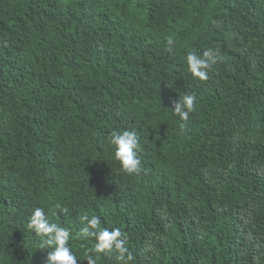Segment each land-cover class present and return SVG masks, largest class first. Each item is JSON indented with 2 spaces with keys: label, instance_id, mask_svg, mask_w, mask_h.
I'll return each instance as SVG.
<instances>
[{
  "label": "trees",
  "instance_id": "trees-1",
  "mask_svg": "<svg viewBox=\"0 0 264 264\" xmlns=\"http://www.w3.org/2000/svg\"><path fill=\"white\" fill-rule=\"evenodd\" d=\"M208 49L201 82L186 56ZM124 130L139 174L114 157ZM37 207L77 264L85 215L120 229L129 264H264V0H0V264H46Z\"/></svg>",
  "mask_w": 264,
  "mask_h": 264
},
{
  "label": "clouds",
  "instance_id": "clouds-1",
  "mask_svg": "<svg viewBox=\"0 0 264 264\" xmlns=\"http://www.w3.org/2000/svg\"><path fill=\"white\" fill-rule=\"evenodd\" d=\"M169 45L173 43L170 39ZM219 51L208 49L202 54L195 51L189 52L186 56V63L191 75L203 82L208 79V72L216 63ZM172 112L176 115L180 123L181 130H184L189 116L195 111V97L190 94H180L178 100L170 101ZM109 142L114 146V157L119 162L121 168L129 175L139 174L141 171V159L138 155L140 151V140L134 130H124L123 132H113L109 137ZM64 213L68 212L67 207H62L59 203L54 206ZM84 227L79 233L81 239L95 238L94 249H88L85 254L87 264H96V260L91 253L115 252L117 259L129 264L133 256L125 247L127 238L123 237L119 228L109 230L101 227V220L98 215L91 217L85 215L81 217ZM29 228L46 239L42 242V247L52 248L46 257V264H77L76 256L68 246L70 232L67 228L58 223L51 222L45 214L44 209L35 208L30 216Z\"/></svg>",
  "mask_w": 264,
  "mask_h": 264
}]
</instances>
